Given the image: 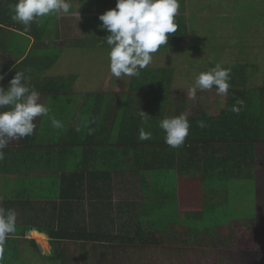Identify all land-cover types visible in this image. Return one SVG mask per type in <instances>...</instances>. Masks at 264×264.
<instances>
[{
    "label": "crops",
    "instance_id": "1",
    "mask_svg": "<svg viewBox=\"0 0 264 264\" xmlns=\"http://www.w3.org/2000/svg\"><path fill=\"white\" fill-rule=\"evenodd\" d=\"M16 2L0 0V86L16 70L25 72L62 127L37 117L31 136L4 149L0 207L15 210L16 228L0 246V264L46 256L34 239L38 248L54 240L60 252L43 264H158L164 251L175 255L168 264H248L247 251L256 247L245 239L259 243L253 234L264 232V93L244 103H253L248 120L220 118L221 137L244 143H196L211 136L198 121L228 111L229 98L215 101L208 114L191 106L175 82L166 89L173 105L166 111L160 99L145 98L148 92L125 96L129 81L112 76L108 34L98 19L116 0H71L68 15L39 18L30 30L13 19ZM181 5L186 10L190 0ZM243 88L242 81L235 85ZM247 88L264 91V83ZM181 114L196 146L165 144L160 121ZM142 130L151 138L140 140Z\"/></svg>",
    "mask_w": 264,
    "mask_h": 264
},
{
    "label": "clouds",
    "instance_id": "2",
    "mask_svg": "<svg viewBox=\"0 0 264 264\" xmlns=\"http://www.w3.org/2000/svg\"><path fill=\"white\" fill-rule=\"evenodd\" d=\"M179 8V0H116L115 8L99 15L102 22L99 27L109 33L104 40L109 46L107 55L112 76L119 79L138 76L140 70L152 62V54L168 45L169 35L177 32L175 17ZM71 9V0H17L13 5V19L22 23L25 30H30L33 22L39 23V18L68 15ZM75 14L79 17L78 10ZM5 75L0 74V81ZM229 81L230 69L217 63L194 75L189 96L195 98L197 90L213 87L218 95H227ZM243 106L244 101L237 98L231 111L239 113ZM139 115L141 118L148 116L141 110ZM41 116H48L53 127H62L61 122L50 115V109L40 102V93L29 86L25 72L16 70L7 87L0 86V159L10 140L34 133V121ZM198 126L203 128L205 124L198 121ZM159 127L165 133V143L178 148L189 134L190 123L186 115L181 114L162 119ZM138 138L148 140L151 134L142 130ZM15 228V210L0 207V246Z\"/></svg>",
    "mask_w": 264,
    "mask_h": 264
},
{
    "label": "trees",
    "instance_id": "3",
    "mask_svg": "<svg viewBox=\"0 0 264 264\" xmlns=\"http://www.w3.org/2000/svg\"><path fill=\"white\" fill-rule=\"evenodd\" d=\"M182 1L184 0H179V2ZM114 6L116 5L114 4ZM183 7L185 6H180L177 14H179V12L181 14L175 17L178 29L176 33L169 35L168 41L170 45L167 48L169 50L174 49L172 51L177 52L178 55L180 54L178 59L181 65L183 64L186 66L193 62L195 65H201L200 63L203 61H208L207 64L209 67H214L219 63L224 68L230 69L228 111L220 113L213 119L208 117L202 118L205 128L210 131L211 136H195L198 137L196 143H206V141L217 140L222 142L224 140L225 143H244L248 140L247 138H238L235 140L233 138H223L224 136L221 137L219 133L221 124L220 118L225 116V120L228 122V118L240 115L243 116L242 121L248 120L249 117L246 109L248 104L252 105L253 103H248L247 106L244 104L241 111L236 113L231 111L232 106L236 103V99H241L245 103L249 98L248 101L255 102L256 99L261 97V94L264 93V91L260 90L259 92L254 90L250 91L247 88L248 83L256 84L257 80L264 83L263 79L261 80V78L258 79V77H256V75L264 74V66L258 60L260 53L262 54L261 51L264 50L257 53L254 52V50H258L256 44L264 41V0H226V2L225 0H190V6L188 7L190 10L189 16L182 14L183 11L185 12V8ZM100 11L103 10L100 9ZM206 12L208 15L204 17L203 14ZM100 32L109 34L103 29H101ZM246 34H248L249 37L247 36L246 38ZM187 40H189V45H187V47H181V44ZM231 42L236 43L235 45H231ZM104 48L107 49L106 47ZM167 48L164 47L163 49ZM237 48L240 50H235ZM249 48H252V52ZM231 50H234V54L230 52ZM165 51L166 50H158L152 55H162ZM247 52L252 53V55H249L252 60L245 54ZM168 54H170V51ZM222 59H226L227 61L232 60L233 62L228 64L222 62ZM170 60V66L168 67L154 68L149 64L147 67L140 70L138 76L123 77L125 79L128 78L129 81V94L125 96L132 97V93H135L138 97L144 98L142 96L144 95L143 92H148L151 97L146 96L145 98L153 97L154 99H160L157 100V102L161 101L159 107H163L164 111L168 108L171 109L173 105L167 103L171 100V92L166 89L171 88L179 71L181 73L186 70L177 68L176 64L171 63ZM151 65L154 66V64ZM209 67H207L206 70ZM62 80L65 81L66 79L63 78ZM239 81H242L244 84L243 90L235 89V85L238 84ZM205 128H202V130H205ZM191 141L192 135H189L186 137L183 144L196 146V144ZM52 237L57 238L56 236ZM30 243H32L37 250L39 249L34 240L30 241ZM59 254L60 252H57L55 257L42 256L47 260H57L59 259Z\"/></svg>",
    "mask_w": 264,
    "mask_h": 264
},
{
    "label": "rangeland",
    "instance_id": "4",
    "mask_svg": "<svg viewBox=\"0 0 264 264\" xmlns=\"http://www.w3.org/2000/svg\"><path fill=\"white\" fill-rule=\"evenodd\" d=\"M188 5H189V3H188ZM82 13H85V12H82ZM179 14H181V13L179 12ZM182 14H185L186 16H189L190 15V10L187 8V10H185V12L183 11ZM207 15H208L207 12L203 14L204 17H206ZM77 30H78V33L82 34L81 31L83 30V28L81 26H78ZM247 36L249 37L248 34H246V38H247ZM235 43L236 42H231V45H235ZM169 45H170V43L168 41V45H164V46L160 47L159 51L160 50H166L163 53V54H166V55H164V56L157 55V54H156V56L154 55L153 56V60L150 63L151 67H155V66H152L151 64L156 65V67H160V65H162V66L166 65V61H167L166 59L168 58L167 51L169 50L167 47ZM187 45H189V40L184 41L181 44V47H187ZM256 45H257L256 48H258V50H254V52L257 53V52H260L261 50H264V41L258 42ZM99 46L103 47L102 44H100ZM190 46H188V47H190ZM247 46H249V45H247ZM164 47H166L167 49H163ZM249 49L252 52V48H249ZM172 50H174V49L169 50L170 51L169 58L171 57V60H170L171 63L176 64L177 68L186 70V71H183V72H181V73L176 75L175 83H176L177 86L181 85L180 88H178V89H181L184 86V90L179 91V93H181V95L185 96L186 101H188V103L191 106H193V107H197V106L205 107V110H206V112H208V114L212 113L213 112L212 111L213 103L215 101L219 100V99L227 100L228 99V95H218L217 92H216V89L213 87L211 90H205V91L197 90L195 98H192L191 96H189V88L194 84L193 83L194 82V75L200 73L201 71H205L206 68L209 67V65L207 64L208 61H203L202 63H200L201 65H199V64L195 65L194 62H193L190 65L187 64L186 66H184L183 64L181 65V63H179V59L178 58H179L180 54L178 55L177 52H174ZM235 50H240V49L237 48ZM230 52H232V54H234V50H231ZM251 52L245 53V54L248 55L247 57H249V55H252ZM261 52H262V54L260 53V56L258 57V60L264 66V51H261ZM249 59H251V57H249ZM225 60L222 59V62H225V63H228V64H231L233 62L232 60L231 61H227V60L225 61ZM211 61H212V59H211ZM167 65L170 66L169 60L167 61ZM187 71H188V73H187ZM109 75H107V76H109ZM256 77H258V79L261 78V80L262 79L264 80V74L256 75ZM125 81L128 82V78L125 79ZM257 81L260 82L259 80H257ZM123 89H125V86H123ZM234 236H235L236 242L239 243L240 242L239 241V236L240 235L237 233ZM253 236L255 237V239L257 241H259V243H257L254 239L252 241H250L247 238L245 239L247 241V244L250 247H256L254 249H251V250L247 251L248 254H251L253 256V257L246 258L247 259V263L248 264H264V243H262L263 242L262 239L264 240V232L260 231L259 233L253 234ZM36 241L37 240H35V242ZM195 251H197V250H195ZM213 252H209V254H212L213 255V257H212L213 261H216L217 259L215 257V254H216L217 258H219L220 255H219L218 251H215V254ZM168 255H169V257H168ZM195 255H196V258L199 260L200 257L198 255V253H196ZM161 257L162 258H160V259H162V261H158L157 263L158 264H168L170 262V261H168V259L169 258H171V259L174 258L175 255H174L173 251H164V252L161 253ZM186 261L187 260L183 259V263H185ZM31 264H43V256L42 255H38V254L35 255V257H32ZM187 264H192V263L188 262ZM225 264H229V263L225 262ZM242 264H244V263H242Z\"/></svg>",
    "mask_w": 264,
    "mask_h": 264
},
{
    "label": "water",
    "instance_id": "5",
    "mask_svg": "<svg viewBox=\"0 0 264 264\" xmlns=\"http://www.w3.org/2000/svg\"><path fill=\"white\" fill-rule=\"evenodd\" d=\"M49 248L44 247L43 245L39 244V249L48 257H54L56 255L55 251V242L54 240H48Z\"/></svg>",
    "mask_w": 264,
    "mask_h": 264
}]
</instances>
